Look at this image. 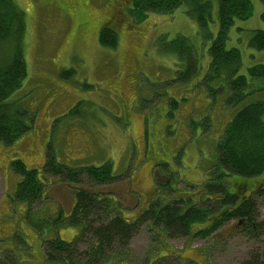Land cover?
Wrapping results in <instances>:
<instances>
[{
  "label": "rangeland",
  "instance_id": "obj_1",
  "mask_svg": "<svg viewBox=\"0 0 264 264\" xmlns=\"http://www.w3.org/2000/svg\"><path fill=\"white\" fill-rule=\"evenodd\" d=\"M14 1L25 15L27 74L10 99H17L33 122L12 144L0 143V264H94L82 262L89 245L84 242L77 243L70 261L45 259L44 240L58 235L70 241L78 232V226L61 221L73 203L69 186L41 173L46 152L69 167L109 162L119 182L98 187L83 176L82 184L112 195L127 220L156 196L165 203L178 197L199 201L231 117L229 91L219 88L223 80L206 74L208 48L219 26L216 12L205 37L183 6L141 16L133 10L134 0ZM251 2V15L229 28L225 43L239 50V74L245 75L248 67L264 63V49L248 46L253 30H264L259 16L264 2ZM102 26L115 31L114 48L99 43ZM178 36L188 43L192 62L179 60L170 49L186 45ZM258 98L264 93L250 100ZM13 159L39 171L36 201L16 196L21 176ZM262 177L246 180L245 194ZM252 200L255 222H264V196ZM208 223L194 222L188 236L174 237L141 224L124 249L105 254L110 255L106 264H246L253 254L264 258V228L248 234L232 220L206 237L195 234Z\"/></svg>",
  "mask_w": 264,
  "mask_h": 264
},
{
  "label": "trees",
  "instance_id": "obj_2",
  "mask_svg": "<svg viewBox=\"0 0 264 264\" xmlns=\"http://www.w3.org/2000/svg\"><path fill=\"white\" fill-rule=\"evenodd\" d=\"M178 6H183L185 12L195 19L205 37L210 35L207 36L203 30L208 29V24L216 12L219 26L208 48L210 62L206 74H210L214 80H223L224 84L219 88L223 89L225 86L228 89L226 105L233 110L218 138L216 159L208 171V178L202 184V196L203 194L207 196L197 202L178 197L168 203L156 196V200L135 219L127 220L121 214L122 208L118 202L112 200L110 194L104 191L97 192L82 184L83 176L88 177L93 185L98 187L119 182V176L112 175L109 162L69 167L56 161L52 151L48 149L41 173L56 176L71 189L73 205L62 221L78 226L76 227L78 232L70 241L62 240L58 236L44 240L46 260L70 261L74 259L73 253L77 243L84 242L89 245L81 252V255L86 257V261L82 262L100 264V259H103L101 264H106L108 262L106 258L110 255L105 257V254L115 248L124 249L139 226L145 223L154 230L160 227L158 231H163L166 237L188 236L194 222L207 220L209 223L195 233L196 235L206 237L223 223L241 218L244 219V231L248 234H252L255 229L264 228L262 225L264 222H255L257 211L252 200L256 195L264 196V177L253 195L240 197L239 193L241 184L246 180L264 174V98L250 100L253 94L264 93V63L248 67L246 75L239 74L242 66L241 54L236 47L225 46L229 28L236 21L244 20L251 15L252 2L251 0L133 2V10L141 16L147 12L171 13ZM259 16L264 22V12ZM25 25L24 12L15 1L0 0V143L6 145L12 144L19 136L29 131L33 122V116L19 106L18 100L10 99L20 88L27 74ZM109 27L105 26L100 30L98 41L103 46L114 48L117 45V35ZM181 39L186 45L170 49L174 50L179 60L192 62L191 49L185 38ZM248 46L256 50L264 49V30L254 29ZM194 69L196 70V67ZM76 106L77 104L69 113L75 111ZM11 166L21 176L15 190L16 196L29 203L36 201L42 185L38 171L28 168L19 159H13ZM230 188H233L232 192ZM246 264H264V258L253 254Z\"/></svg>",
  "mask_w": 264,
  "mask_h": 264
},
{
  "label": "flooded vegetation",
  "instance_id": "obj_3",
  "mask_svg": "<svg viewBox=\"0 0 264 264\" xmlns=\"http://www.w3.org/2000/svg\"><path fill=\"white\" fill-rule=\"evenodd\" d=\"M104 25H106L107 26V24H104ZM103 25V26H104ZM103 26L101 27V29L103 28ZM100 29V30H101ZM100 32V31H99ZM243 186H244V184H241V190H240V192H239V190H238V192L240 193V197H247V196H250V195H253V192H254V190L256 189V187L255 188H253V189H249V192L247 193V194H245V190H243L244 188H243ZM203 191V190H202ZM202 191L200 192V198H201V196H202ZM235 192H236V189H235ZM199 198V199H200ZM191 201L193 200L192 199V197L191 198H189ZM192 202H197V201H195V200H193ZM243 222H244V219L243 218H241V219H237L236 220V225H240V224H243Z\"/></svg>",
  "mask_w": 264,
  "mask_h": 264
},
{
  "label": "crops",
  "instance_id": "obj_4",
  "mask_svg": "<svg viewBox=\"0 0 264 264\" xmlns=\"http://www.w3.org/2000/svg\"><path fill=\"white\" fill-rule=\"evenodd\" d=\"M2 145V144H1ZM73 204V203H72ZM72 206V205H71ZM58 236V235H57Z\"/></svg>",
  "mask_w": 264,
  "mask_h": 264
},
{
  "label": "bare ground",
  "instance_id": "obj_5",
  "mask_svg": "<svg viewBox=\"0 0 264 264\" xmlns=\"http://www.w3.org/2000/svg\"><path fill=\"white\" fill-rule=\"evenodd\" d=\"M62 251V250H61Z\"/></svg>",
  "mask_w": 264,
  "mask_h": 264
}]
</instances>
